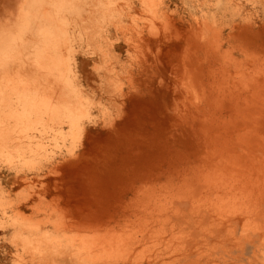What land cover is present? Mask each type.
Masks as SVG:
<instances>
[{
  "label": "rangeland",
  "instance_id": "rangeland-1",
  "mask_svg": "<svg viewBox=\"0 0 264 264\" xmlns=\"http://www.w3.org/2000/svg\"><path fill=\"white\" fill-rule=\"evenodd\" d=\"M154 1L156 15L135 6L124 17L127 27L153 22L142 29L151 39L136 50L112 32L108 19L101 24L111 31L98 46L73 44V84L90 109L87 137L80 139L86 156L68 158L72 147L79 152V138L47 129L34 131L49 156L41 164L0 157V195L8 203L26 200L35 182L31 172L45 170L47 160L59 168L42 180L45 192L53 187L51 195L44 192L19 211L7 206L4 215L0 208V264L41 262L31 245L13 237L14 226L38 220L40 231L49 232L47 214L56 213L91 221L85 226H109L123 239L102 255L84 257L86 264H264V0ZM18 4L0 0V30ZM12 72L0 77L13 80ZM48 256L38 258L51 264Z\"/></svg>",
  "mask_w": 264,
  "mask_h": 264
},
{
  "label": "bare ground",
  "instance_id": "bare-ground-1",
  "mask_svg": "<svg viewBox=\"0 0 264 264\" xmlns=\"http://www.w3.org/2000/svg\"><path fill=\"white\" fill-rule=\"evenodd\" d=\"M15 2L16 1H14V4H15ZM18 2H19V4H18L19 6L16 8L17 11H12L13 9L10 11L11 13L16 12V13H14L15 15L11 14L14 17V19L11 18L10 19V25L7 26L5 23V25L7 27H5V28L2 27V29L0 30V74H1V72L3 73V71L9 70V71H13L12 72L13 75L16 76V78L14 77L13 80H11V78L7 76L8 78L7 77L6 78L10 79L7 81H6V78L4 76L0 77V157H3L4 159H6L10 163L18 162L20 164L26 165L29 163H31V164L35 163L37 160L38 164H39L40 159H42L43 157H49V156H47L48 154L46 153V147L42 144L43 142H41V140L40 141L36 140L37 135H35L34 131L41 132V131H45L48 129V130H51L52 132H55L56 134L61 135V138L64 135H67L65 137H68V135H69L70 137L75 138V139L79 138L78 139L79 142H80V139L84 138L86 140V137H87L86 136L87 130H85L84 119H86V118L89 119L90 109L88 111V107H89L88 105L89 104L87 105V102H86L87 99L86 98H85V100L83 99V97L80 94V90L77 88L78 86L76 87L74 85L76 83L73 84V79H74L75 74H76L74 71V65L76 64L74 52H75L76 47L75 46L73 47V44L77 43L79 46L82 42L85 41V43L90 44V46H91V43H93L92 45H94V43H96L98 46L97 39L102 38V36L105 37L104 36L105 31H107L108 33L111 31V29H109L108 26H104L105 24H101V22L103 23L108 19L110 21L109 22L110 24H107V25H110V26L112 25V32H114L115 34L121 35L119 38L123 39L125 37V39H123V40L126 43V45L128 47H133L134 48L133 50H136L135 48H138L140 43L143 44V43H145L151 39V36H150L151 32L149 31L150 32L149 34L148 33L143 34L142 29H143L144 25L141 24V25H143L142 27L133 26L135 24V23H132L133 21L131 22L133 24L132 25L133 27H131V26L127 27V25H130V24H125V22L123 23L124 17L129 16V13L132 11H136V10H134L135 6H139L141 9L145 10V13L148 12V13H151L153 15H156V7H155L156 2L154 0H18ZM112 19H115V21ZM145 22H147V21H145ZM129 23H130V21H129ZM0 24H2V23H0ZM146 25H147V23H146ZM150 25L148 28L146 26H144V28L146 27V29H149V28L152 29L154 26L151 25L152 26L151 27ZM128 30L131 31V34L129 36L126 35L127 34L126 32H128ZM117 40H118V38H117ZM100 41H98V42H100ZM153 41L154 42L156 41L155 38ZM105 42H107V40ZM107 43L109 45L108 47H110V46L112 47V44H110L111 42L110 43L107 42ZM99 44L101 45V43H99ZM105 45H107V44L105 43ZM87 47H88V45H87ZM108 47L104 48V52ZM99 48H101V47H99ZM62 49H64V52H62ZM85 49H86V47H85ZM91 49H93V48H91ZM77 50H78V48H77ZM96 50H98V48ZM96 50H94V51H96ZM101 50L102 51H100V53L98 52L100 54V56H102V55L104 56L106 54V57H107V54L109 52L103 53V49H101ZM107 51H109V50H107ZM125 53H127V52H125ZM102 63H105V62L102 61ZM102 68H103V66H102ZM108 68H110V67H108ZM106 69L107 68H105V72H106ZM112 70L113 69H111L110 71H112ZM119 72H120V70H119ZM109 74L110 73H108V75ZM129 98H130V96H129ZM130 118H131V116H130ZM64 126H66L68 128L67 130L65 129V131H66L65 134H64V132H62L64 130ZM16 128H18L17 129L18 131L15 134ZM39 129H40V131H39ZM88 138H90V137H88ZM76 142H77V139H76ZM83 146H84L83 143H81L80 144L81 148L79 147L80 149H78L79 150L78 153L73 152L74 149L72 147L73 151L72 152L68 151L69 152L68 158L69 157H71V158H73V157L77 158L78 157L79 158V156L82 153L84 154ZM93 148H94V146H93ZM82 157H83V155H82ZM79 159H82V158L80 157ZM79 159H76V161ZM43 161H45V160H43ZM76 161H73V162H76ZM61 162H63L62 166L64 167V165L66 163L64 161H61ZM46 163H47V165L45 166V170H42L43 166L41 165L42 168H39V170H37L38 169L37 168L35 171L31 172L33 175L32 179L35 182L32 181V182H34L33 187L28 185L29 188H27V189H30V190L32 189V192L30 194V192L28 193V191H27V193L30 195H28V197L26 198L25 201L14 202L11 200L12 202L10 201V203H8L9 200L4 201L3 200L4 195L1 193L2 196L0 195V201H2V202L0 203V208L3 206V208H1L2 209V211H1L2 215L6 214L5 210L10 206H12L13 210L16 209L17 211H19L18 209H20V208H27L30 206L31 202L34 199L35 200H36V198L39 199L40 195L42 196L44 194V192H45L44 189H46L45 187H47V186H44V183L42 182V180L46 179V178L49 179L51 174L55 173L56 172L55 170H57V168H58V165L57 164L55 165V162L53 160H47ZM79 163L81 164V161ZM73 164H75V163H73ZM60 165L61 164H59V166ZM66 165L68 166L70 164H66ZM62 166H60V168H62ZM39 167H40V165H39ZM70 168H72V167H69V169ZM21 171H23V170H21ZM72 172H73V170H72ZM16 173L20 174L18 172H16ZM63 176H65V175H63ZM24 177H26V176L24 175ZM75 177L76 176H74L73 178H75ZM94 177H96V176H94ZM30 178H31V176H30ZM22 179H23V177H22ZM66 179H68V177ZM98 179L99 178H97V180ZM20 180L21 179H19V181ZM22 181L25 182V180H22ZM59 181L60 180H58L56 182H59ZM48 182H50V181H48ZM90 182H91V180H90ZM49 184L52 185V183H49ZM60 186L62 187V185H60ZM216 187L218 188V186H216ZM50 188H51V186H50ZM48 189H49V187L47 188V190ZM52 189H53V187H52ZM48 191H46V192H48ZM221 191H223V190H221ZM46 192H45V194H46ZM49 192H48V194L51 195ZM81 192H82V190H81ZM48 194H46V196ZM219 195H220V193H219ZM47 197H45V198L43 197V198L46 200ZM218 198H219V196H218ZM32 203L34 204V202H32ZM39 203H42V202H39ZM143 203H145V202H143ZM33 204H32V207H33ZM37 204H35V205H37ZM39 206L45 207L46 205H44V204L39 205L38 204V207ZM51 206H52V208H54L53 205H51ZM60 207H59V209H60ZM52 208H51V210H54ZM37 209H39V208H37ZM48 211H50V210H48ZM236 211H237V208H236ZM79 212H81V211H79ZM53 213L55 214V211ZM62 213H63V210H62ZM73 214H71L72 217L70 216V218H73ZM76 214H77V211H76ZM18 215L19 214H17V216ZM20 215H22V214H20ZM56 215H57V213H56ZM56 215L54 216V218H52L51 214L50 215L47 214L49 220L47 222L48 218H46V222L50 223L52 226V229L49 227L50 228L49 232L44 231L45 233L44 232L42 233V231H40V229L38 228V226H39L38 220L34 225H31V224L28 225L26 223V221H22V222L19 221V222H17V225L14 226L16 229H14L15 233H14V235L13 234L12 235L14 238H17L19 241L22 242V246H30L31 245L33 247V250L35 251V255H36V253L38 255L40 254V255H42V258H45L48 255L53 256V258H51V260L49 259V256L47 257L49 259V261H51L50 262L51 264H86L84 261V257L85 258H91L93 254H95L97 251L100 252V250H104V252H105V250L107 251V249L112 245V242L114 243L113 245H117L120 242V240L121 241L123 240V239H119L116 237V235H117L116 230L114 232V230H113L114 228H112V227H111L112 229H108L109 226L108 227L105 226V228H102V227L98 228L96 226H99L100 224L97 225V223H96V226L94 223V227L85 226L84 224H86V222L84 223L81 221L82 223H84V224L81 223L82 225L79 222H77L80 219L79 217L77 218L75 216L78 220L77 219L74 220V218H73V220L72 219L69 220V218L67 220V218L66 219L64 217L60 218ZM17 216L15 217V221H17L16 218L19 217V216L18 217ZM68 216L69 215H67V217ZM83 216L84 215H82V218H83ZM55 217H56V219H55ZM88 219L89 220L92 219V216H91V218H88ZM41 221H39L40 225L45 220H43L42 223H41ZM84 221H85V219H84ZM46 222H44V223H46ZM94 222H96V221H94ZM97 222L100 223L99 220ZM89 223H87L86 225H88ZM0 226H1V224H0ZM24 229L31 230V233L25 235L23 232ZM140 231H139V233H141ZM137 232L138 231L136 230V234H138ZM126 236H127L126 238H128V235H126ZM122 243H124V242H121L120 244H122ZM113 245H112V247H113ZM102 254H103V252L101 253V255ZM96 255H95V257H96ZM101 255H100V257H101ZM106 255H108V253ZM38 257H37V259H39L38 261H41V262H38L36 257H35L36 261L38 262L36 264H39V263L43 264V262H47L49 264L48 261H42L44 259L38 258ZM168 257H169V255H168ZM47 258H46V260H47ZM96 258H98V257H96ZM35 259H33V260H35ZM114 262H113V264H114ZM92 263H94V262H92ZM116 263H118V262H116ZM121 263H122V261H121ZM124 263H125V261H124ZM124 263H122V264H124ZM110 264H112V262Z\"/></svg>",
  "mask_w": 264,
  "mask_h": 264
}]
</instances>
